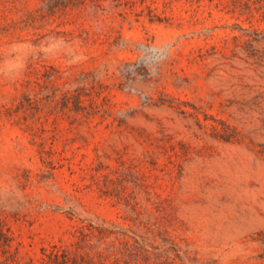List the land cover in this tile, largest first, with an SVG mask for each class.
Wrapping results in <instances>:
<instances>
[{"label":"rangeland","instance_id":"rangeland-1","mask_svg":"<svg viewBox=\"0 0 264 264\" xmlns=\"http://www.w3.org/2000/svg\"><path fill=\"white\" fill-rule=\"evenodd\" d=\"M0 220V264L87 220L264 264V0H0Z\"/></svg>","mask_w":264,"mask_h":264},{"label":"trees","instance_id":"trees-1","mask_svg":"<svg viewBox=\"0 0 264 264\" xmlns=\"http://www.w3.org/2000/svg\"><path fill=\"white\" fill-rule=\"evenodd\" d=\"M129 231L105 220H87L76 228L68 246L42 248L39 264H151L147 248ZM10 239L0 220V245L9 246Z\"/></svg>","mask_w":264,"mask_h":264}]
</instances>
